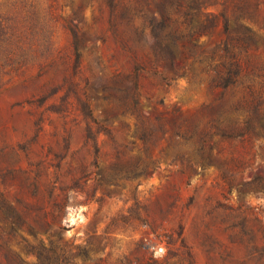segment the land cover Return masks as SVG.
I'll list each match as a JSON object with an SVG mask.
<instances>
[{"label":"rangeland","instance_id":"rangeland-1","mask_svg":"<svg viewBox=\"0 0 264 264\" xmlns=\"http://www.w3.org/2000/svg\"><path fill=\"white\" fill-rule=\"evenodd\" d=\"M222 2L206 49L225 39ZM252 15L264 35V3ZM128 17L116 32L102 1L0 0V264H264V140L214 134L213 68H155L175 17Z\"/></svg>","mask_w":264,"mask_h":264},{"label":"trees","instance_id":"trees-1","mask_svg":"<svg viewBox=\"0 0 264 264\" xmlns=\"http://www.w3.org/2000/svg\"><path fill=\"white\" fill-rule=\"evenodd\" d=\"M97 1L107 6L109 24L116 32L124 22H129L131 9L137 5L140 10L158 11L159 29L165 21L175 17L177 29L171 36L172 41L160 38L158 32L153 34L154 42L148 48L155 68L162 67L165 74L178 76L194 74L195 65L213 68L212 88L219 90L209 104L214 111L211 117L214 134H217L216 129L231 125L240 129L241 137L264 140V61L249 53L251 45L264 46V35L261 29H253L245 23L246 20L253 22L252 12L256 13L264 0H224L220 3L225 39L208 49L198 44L197 38L205 29L200 21L207 19L204 11L210 6V0H135L136 5L131 4L121 14L119 0ZM176 38L188 44L192 59L182 67L177 64L172 48ZM179 68H182L180 73Z\"/></svg>","mask_w":264,"mask_h":264},{"label":"built area","instance_id":"built-area-1","mask_svg":"<svg viewBox=\"0 0 264 264\" xmlns=\"http://www.w3.org/2000/svg\"><path fill=\"white\" fill-rule=\"evenodd\" d=\"M154 255H160L163 252V249L161 247H154L153 249Z\"/></svg>","mask_w":264,"mask_h":264}]
</instances>
